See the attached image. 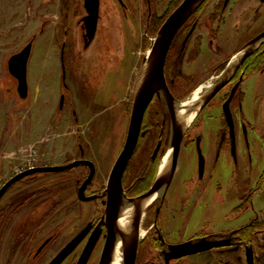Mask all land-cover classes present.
Wrapping results in <instances>:
<instances>
[{
  "label": "flooded vegetation",
  "instance_id": "1",
  "mask_svg": "<svg viewBox=\"0 0 264 264\" xmlns=\"http://www.w3.org/2000/svg\"><path fill=\"white\" fill-rule=\"evenodd\" d=\"M131 1L100 0L97 32L100 26L105 30L116 26L119 10L129 17ZM134 1L135 14L145 18L148 33L155 28L159 31L183 0ZM165 3L160 10L159 6ZM79 5L82 14L78 19V36L88 47L94 40L87 41L85 0H80ZM263 6L264 0H204L173 38L165 61V85L154 93L147 107L136 148L122 178L126 199L137 198L153 186L176 128L175 105L209 81L213 87L217 81L223 85L184 131L178 160L186 156L193 169L185 173L177 196H169V191L178 160L168 187L161 190L139 219L136 234L145 230V235L137 243L135 264H184L188 258L198 259V264L202 261L249 264V254L253 255L254 264H261L264 258L261 254L264 209H257L254 203L264 182V36L258 39L264 34ZM102 8L106 10L105 16ZM241 51H247L248 55L243 58ZM236 56L239 59L232 64ZM133 101L134 96L129 122ZM79 152L78 159L39 165L58 166L78 161V166L22 176L0 198L1 202L13 186H21L14 204L0 205V264H50L77 239L72 250L57 264H71V260L77 264L91 239L95 245L87 264L90 261L99 264L108 233L104 217L109 177L94 188L96 165L85 157L82 147ZM81 161H91L96 169L82 197L80 189L90 175L91 166ZM256 166L261 170L257 172ZM34 167L38 166L34 163L19 169L0 190L15 176ZM79 168L82 173L73 180L72 198L66 177L38 183L37 177L69 175ZM231 173L240 177L238 181L232 179ZM148 177L151 182L145 187ZM227 186L231 188L229 193ZM230 201L234 203L232 218L226 209ZM94 202L98 204L95 212L100 214L85 221ZM248 209L254 210L255 216L248 222L241 221ZM190 223L192 233L183 237L181 226L187 228ZM231 224L233 228H229ZM182 243H190L189 247L195 251L179 257L185 250L174 246ZM211 244H214L211 248L202 250ZM220 249L238 251L237 263L230 258L225 261L221 253L214 252Z\"/></svg>",
  "mask_w": 264,
  "mask_h": 264
},
{
  "label": "rangeland",
  "instance_id": "2",
  "mask_svg": "<svg viewBox=\"0 0 264 264\" xmlns=\"http://www.w3.org/2000/svg\"><path fill=\"white\" fill-rule=\"evenodd\" d=\"M79 4L80 0H0V187L19 169L34 163L39 166L78 159L82 147L85 157L96 165L94 188H98L110 176L124 147L144 51L151 47L158 29L147 33L145 18L135 14L137 4L132 0L130 16L126 18L119 10L115 20L118 25L108 30L100 26L94 41L86 47L77 31L82 14ZM165 5H160V10ZM105 13L102 8V15ZM261 14L264 21V6ZM29 42L32 47L27 66L28 95L22 98L17 79L8 71V61ZM62 97L64 103L60 107ZM185 157L178 160L169 191L171 197L177 196L185 173L193 169ZM256 169L261 170L260 166ZM80 173L79 168L69 175L37 178L39 184L53 177L68 178L72 198L73 180ZM234 174L232 179L236 182L240 177ZM144 182L147 187L151 178ZM260 185L262 191L254 203L257 209H264V182ZM225 188L229 193L231 188ZM20 189V185L13 186L0 205L14 204ZM233 205L230 201L229 207L226 206L230 218L235 215ZM90 206L85 221L100 214L95 212L96 202ZM255 214L248 209L240 220L248 222ZM191 226V223L187 228L181 226L183 237L192 233ZM214 252L221 253L225 261L229 258L238 261V251ZM197 260L188 258L184 264H198Z\"/></svg>",
  "mask_w": 264,
  "mask_h": 264
},
{
  "label": "water",
  "instance_id": "3",
  "mask_svg": "<svg viewBox=\"0 0 264 264\" xmlns=\"http://www.w3.org/2000/svg\"><path fill=\"white\" fill-rule=\"evenodd\" d=\"M203 2L204 0H183L181 4L169 15V17H167L162 27L159 29V31L155 35L151 47L147 49L148 51L149 49L152 48L157 53L155 61H154V66H153L154 71H153V74L148 77V79L144 82V84L140 88L138 85L139 78L137 80V83H136L137 85L135 87L133 108L131 112V118H130V122L128 126L125 144L109 176V182L106 188L107 209H106V215L104 217V219H106L105 223L108 228V233H107V239H106V243L104 246L103 254L101 256L99 264H109L110 263L111 253L115 245V241H116V230L115 229L118 224L119 209L121 206V201L124 197L122 178L127 168V165L136 148L139 135H140V131H141L142 122L144 119V114L147 110V107L149 106L154 93L159 91L165 85L164 67H165V61H166L168 50L173 41V38L175 37L177 32L180 30L182 25ZM85 7L88 13L87 17L85 18V22L87 25V41L91 43L94 40L96 36V32H97L98 20L100 16V0H85ZM263 36L264 34L258 37V39H261ZM31 47H32V44L29 43L22 51L14 54L9 59V62H8V70L10 74L14 76L18 81V92L22 98H25L28 95L27 66H28L30 55H31ZM241 54H242V57L244 58L246 55H248V52L241 51ZM241 54H238V55H241ZM144 62H145V57H144L143 63ZM141 68H142V65H141ZM214 85L215 86L211 88V90L206 92L204 96L198 101L197 114H199V112L207 105V103L212 99V97L217 93V91L222 87L223 84H222V81H217ZM63 103H64V97H62L61 99L60 107L63 106ZM173 112H174L173 113L174 115L173 124L176 126V128L173 130V135H172L171 145H170V149H172V166H171L170 176L168 178H159V172H158L156 180L153 186L151 187V189L137 198L127 199L129 200V202H133L136 199H147L151 197L155 193L161 191L164 187L167 188L173 178V175L176 170L181 141H182V137L184 134L183 128H178L179 125L177 124L175 108ZM80 163H87V164H90L91 166L90 175L80 189V195L82 197V195H84L85 188L92 181L95 175L96 169H95L94 164L91 161H81ZM78 165H79V162L74 161V162H71L65 165L38 166V167L31 168L29 170H26L22 172L21 174L15 176L4 187L1 188L0 198L7 191V189H9L11 185L22 176H25L31 173H39V172L64 171V170L76 167ZM138 222L139 220H135L133 223V227L135 230L134 232H135V235L137 236L139 235V234H136V230L138 229ZM77 240H75L68 247H66L64 252H62V255L56 258L50 264L59 263L60 259L64 255H66V253L72 250ZM137 243L138 242L136 241L132 243L128 253L125 256L123 264H135L136 263L135 261H136ZM189 244L190 243H182V244L174 246L177 250H185V252L182 253L179 257L186 256L195 251L193 248L189 247ZM94 245H95V240L91 239L83 255L77 262V264H87L88 263V260L94 248ZM212 245L214 244L208 245L202 248V250L211 248ZM248 262L249 264H254V258L252 254H249Z\"/></svg>",
  "mask_w": 264,
  "mask_h": 264
},
{
  "label": "bare ground",
  "instance_id": "4",
  "mask_svg": "<svg viewBox=\"0 0 264 264\" xmlns=\"http://www.w3.org/2000/svg\"><path fill=\"white\" fill-rule=\"evenodd\" d=\"M156 54L157 53L152 48L145 53V62L142 64L139 74V88L144 84L148 77L153 74V66ZM238 56L234 58L232 64H234L239 59ZM212 87L213 82L209 81L201 85L190 97L175 105L177 124L181 126L184 131L187 130V128L196 119L198 112V101L204 96L206 92L211 90ZM171 166L172 149H169L162 158L159 167V178H168L170 176ZM164 188L162 190H164ZM160 192L161 191L155 193L147 199H136L133 202H129V200L123 197L119 209L118 224L115 229L116 241L111 253L109 264H123L125 256L128 253L132 243L135 241L138 242L144 237L145 230H142L138 236L135 235L133 223L135 220H139L143 217L146 208L154 201L155 198L158 197Z\"/></svg>",
  "mask_w": 264,
  "mask_h": 264
},
{
  "label": "trees",
  "instance_id": "5",
  "mask_svg": "<svg viewBox=\"0 0 264 264\" xmlns=\"http://www.w3.org/2000/svg\"><path fill=\"white\" fill-rule=\"evenodd\" d=\"M262 257H264V255ZM260 262L264 264V258H261Z\"/></svg>",
  "mask_w": 264,
  "mask_h": 264
}]
</instances>
